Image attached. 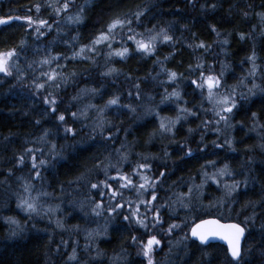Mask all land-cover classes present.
I'll use <instances>...</instances> for the list:
<instances>
[{"label":"trees","instance_id":"obj_1","mask_svg":"<svg viewBox=\"0 0 264 264\" xmlns=\"http://www.w3.org/2000/svg\"><path fill=\"white\" fill-rule=\"evenodd\" d=\"M51 2L0 0V16L31 14L53 24L51 29H43L44 35L28 28L27 23L11 22L0 27V49L15 46L19 50L12 74L0 73V264H147L140 241L146 244L152 235L160 240L157 248L154 246L155 264H264V19L258 15L264 12V0H71L69 14L84 7L79 23L68 22L64 13L57 16L47 7ZM36 3L43 5L39 13L33 7ZM136 11L143 12L140 20L131 24L136 33L144 24L146 29H153V34L164 29L173 39L164 41L161 35L151 54L136 49L125 36L130 48L127 58L109 56L110 49L101 45L96 46L97 52L87 50L83 60L73 56L81 45L91 44L113 14L129 13L133 21L131 13ZM241 33L245 34L243 38ZM201 40L206 46H197ZM112 45L121 47L119 36ZM253 52L254 77L249 75ZM57 53L60 55L51 65L41 63L43 57ZM50 68L63 74L56 81L59 86L51 88L48 81L44 88H37L33 81H47L41 73L51 74ZM18 70L25 74L18 78ZM167 70L181 75L169 81ZM208 70L222 74L221 93L229 91L228 86H236L238 104L227 124L223 120L216 123L220 118L192 82L200 80L201 71ZM90 76L94 81L106 80L104 91H92L96 95L83 100L86 104L94 101L96 114L97 109H103L101 118L107 121L103 134L98 129L95 134L92 131L97 120L94 111L91 115L92 109L86 108L84 120H74L71 114L78 109L85 89L81 83H88ZM238 81L243 83L237 85ZM252 83L258 87L252 89ZM174 90L180 97L177 103L169 95ZM51 96L57 98L55 113L45 101ZM113 96L119 97V103L115 110L107 109L105 105ZM130 96L136 98V105ZM169 99L176 109L180 103L181 109L192 112H184L164 140L154 138L161 142L146 143L148 135L157 134L159 123L154 117L141 118L139 110L148 104L175 119L173 107H160ZM61 112L67 123L58 119ZM253 112L257 117H252ZM69 126L76 132H66ZM109 131L113 133L111 139L107 138ZM225 141L234 144L233 151L220 149ZM121 144L125 146L121 152L126 150L128 154L121 170L129 173L137 186L142 183L139 173L144 172L153 177L150 183L155 187L142 196L134 187L124 188L122 196L110 200L112 189L101 185L108 193L101 196L99 190L76 177L86 167L92 169L97 159L111 155L115 163ZM53 145L55 153L50 151ZM29 148L38 160L47 161L37 165L39 176L32 169L31 154L24 152ZM22 152L26 159L17 163ZM135 161L148 163L151 168L133 173ZM226 164L234 174L244 171L234 179L239 184L234 191L229 192L233 182L228 180L218 186L200 187L203 172ZM114 171H109V182L119 187L112 178ZM88 176L93 182L105 179L102 170ZM26 182L31 192L25 191ZM153 191L158 196L155 201ZM25 197L35 198L37 211L20 205ZM200 197L201 205L196 208ZM137 200L138 214L147 216V227L132 215ZM101 201L103 211L97 215L93 208ZM145 201L155 203L159 220L155 209ZM119 202L121 208L108 211ZM215 203L219 204L217 208L205 209ZM125 215L131 219L126 220ZM205 218L235 221L246 228L238 261L231 259L221 245L201 246L189 238L190 227ZM172 224L179 227L169 231ZM98 227H103L102 233H98ZM73 248L77 259L69 261Z\"/></svg>","mask_w":264,"mask_h":264},{"label":"snow or ice","instance_id":"obj_2","mask_svg":"<svg viewBox=\"0 0 264 264\" xmlns=\"http://www.w3.org/2000/svg\"><path fill=\"white\" fill-rule=\"evenodd\" d=\"M36 12L39 13L41 11V8L43 7L42 4L36 3L33 5ZM47 7L52 8L53 11L57 16H60L61 13L65 14V18L68 22L73 23H79L83 19V12L84 7L81 6L77 12L74 14H69L68 10L73 7V4L71 0H63L61 3V0H52L51 3L47 5ZM29 12H31V9H28ZM143 15L142 11H137L135 13H131V17H134L137 21L140 20L141 16ZM245 15H248V13H245ZM258 15L261 16L262 19H264V12L258 13ZM13 19L21 20L27 22L28 28H34V31L38 33L39 35H44V28L51 29L53 24L49 22L47 19L39 18L38 16H34L31 14L28 15H22V16H16L13 17L11 15L6 16H0V24H6L8 21H11ZM132 24V18H130L129 13H116L113 14L107 22L98 30L95 36H93L91 44L90 45H81L80 49L77 52L73 53V56L76 55H85L86 51L91 49L93 52H97V45L106 46L110 49L108 55L111 56L113 54L120 56L122 58H127V54L130 51V48L127 46L126 41L124 40L125 34L127 35V40L133 41L135 43L136 49L140 50L144 54H149L155 51V45L157 40L161 37H163L164 41H171L173 39L172 36L168 35L167 32L164 29H161L159 32H155L154 34H151L147 37L143 36L142 34L138 38L135 30L130 26ZM155 27V26H154ZM213 29L215 30V25H213ZM59 31V28L57 29ZM149 33H153V29H147ZM217 35H219V32H217ZM241 38L244 37V33H241ZM117 36L121 39V47L119 48H113L112 42L116 40ZM226 42V41H225ZM23 44L24 41H21ZM197 46H206L205 41L201 40ZM19 54V50L13 46L6 49H0V73H3L5 75H11L13 72V61L17 59ZM60 54L57 53L55 56H45L42 58L41 63L51 65L55 60L56 57ZM171 55V53H169ZM255 57L256 53L253 52L252 55L249 57V60L252 61V68L249 70V75L255 76V70H256V63H255ZM163 67V66H162ZM190 68H192V65H189ZM169 72L168 79L173 80L178 75H181L180 73H177L172 70H167ZM50 73L48 72H42V76L47 77V81L44 83L36 84V81H33V83L36 85L37 88H44L48 81H51V87H58L59 85L56 83L57 79L59 77H62V73H58L55 69L50 68ZM25 73L22 70H18V78L20 75H24ZM200 80H193L192 82L197 85V87L204 89L207 88L206 93V99L208 100L209 104L212 106L213 113L218 116L220 119L216 121L217 124L220 123V120H223L226 124L229 120L232 118V113L234 109L237 107L238 100L236 97L235 92V85L234 86H228L230 88L229 91H225L221 93L219 89L223 87L222 84V74L216 75L211 70H208L206 73L205 71L200 72ZM243 83V81H238L237 85ZM137 87H139V84H137ZM258 85L255 83H252L251 88L255 89ZM95 91V90H93ZM251 91V89H250ZM261 91H264V88H261ZM137 95H139V92H137ZM172 95L179 96V93L175 90L173 91ZM76 97H73L75 99ZM56 97L51 96L45 97L46 103L50 104L52 106V111L55 113L57 111L56 108ZM119 103V97L113 96L108 101L105 107L109 105H115ZM129 107H132L129 105ZM135 109L133 108V111ZM207 110V109H206ZM103 111V109H101ZM182 112H192V109L188 108H182ZM85 113H77L73 112L72 115L74 117L78 115H84ZM252 117H257V113L253 112ZM58 119L61 122L67 123L65 121V114L64 112H61L58 116ZM105 121L103 118L96 121L95 127H93L92 131L95 134L97 132V129L99 130L100 134H103L105 132ZM175 121H173V124ZM261 127H264V125H261ZM160 128L165 131H171L172 126L168 125L166 121L161 118L160 122ZM66 132H76L75 128H72L71 126L67 127L65 129ZM45 136L47 135V130L45 131ZM113 136V133L109 131L107 133V138L111 139ZM44 137H41L43 139ZM227 143L231 144V141H227ZM124 145L121 144L120 148L116 149L117 153H120V156L117 158L115 163H113L111 155L105 157L104 159H97L95 165L92 169L85 168L84 172H81L80 175L76 177L77 180H84L85 182L89 183L92 189L99 190V193L101 196H104L108 193H106L100 186L103 185L104 188L112 189V193L109 196V199H115L117 195L122 196V189L128 188V187H134L138 193L142 196L145 191H147L148 188H154L155 185L153 183H150V181L153 180V177L147 175L144 172H140V178L142 183H139V186H137V183L132 179V176L129 175L127 172H123L121 170L122 161L127 160L128 154L125 150L124 152H121V149H124ZM53 153H55V145H53L52 149H50ZM24 152L31 154L32 159V169L35 171L36 175L39 176L40 172L37 170V165H43L47 163L46 160L37 159V156L35 155V151L32 148L25 149ZM189 152H191V149H189ZM26 159L25 154L22 152L17 160V163H23ZM225 167H227L225 165ZM115 168L114 173L112 174V178L115 179L116 183H119V187H115L113 183L109 182V171L110 169ZM151 168V165L148 163H140L137 162L135 168L132 169L133 173H137L139 169H149ZM96 170H102L105 176L104 180H97L96 182H93L91 179H89L88 173H91L92 171ZM11 171V169H9ZM164 173L161 172L160 176H163ZM155 179H160V177H156ZM215 179V177H213ZM239 184L236 181H233V186L229 188V192L234 191L236 187H238ZM26 192H31V185L27 184L25 186ZM191 193V189L189 190V194ZM39 195V193L37 194ZM152 200L155 201L158 196L155 191L151 194ZM102 201L97 203L96 206L93 208V211L97 213V215L101 214L103 211L102 208ZM145 204H151L150 201H145ZM21 206H26L25 210H31V211H37V202L35 198L31 197H25L20 200ZM123 206L122 202L117 203L114 207L109 206L108 211L115 212L117 208H121ZM188 205L185 204V207ZM152 208L155 209V216L156 219L159 220L160 213L159 209L156 208L155 205H151ZM162 207V206H161ZM139 200H137V209H135L132 213V215L136 216L137 222L147 227L146 215H139ZM126 220L131 219L129 215H125L124 217ZM245 219H249L248 217H245ZM205 225H208L210 227H203ZM174 227H179L178 224H172L169 225V231H171ZM246 228L242 226L241 223L230 221L227 223L222 222L221 219H207V220H200L198 224H196L191 229V234L193 237H198L199 240L204 243L209 240L210 237H221L222 239L226 240L228 242V251L231 253V257L233 260L238 261L239 258L242 255V245L241 240L245 235ZM133 241L137 240L136 236L132 237ZM141 244H143V248L141 249L142 254L144 257L147 258V264H155L154 261V251L156 245L160 244V240L157 238V236L152 235L148 237L147 243L145 244L143 240L140 241ZM67 259L69 261H74L77 259L76 256V249L73 248L72 253L68 255Z\"/></svg>","mask_w":264,"mask_h":264},{"label":"rangeland","instance_id":"obj_3","mask_svg":"<svg viewBox=\"0 0 264 264\" xmlns=\"http://www.w3.org/2000/svg\"><path fill=\"white\" fill-rule=\"evenodd\" d=\"M137 12V11H136ZM135 21H136V19L133 17V21H132V26L134 25V23H135ZM11 22H19V23H27V22H25V21H21V20H16V19H13V20H11V21H8L6 24H3V25H1L0 27H2V26H5V25H8V24H10ZM131 26V25H130ZM137 31V36H138V38L140 37V35L142 34L143 36H145V37H147V36H149V35H151V33H149L148 31H147V29L144 27V24H142V26H141V28H140V30H136ZM153 34V33H152ZM128 34H125V36H127ZM125 36H124V40H125ZM157 41H161V38H159ZM128 42H133V41H129L128 40ZM127 43V42H126ZM157 43V42H156ZM89 50H91L90 48H89ZM149 54H151V53H149ZM129 55V53L127 54V56ZM79 56V58L78 59H80V60H83L84 59V57H83V55H78ZM14 64V63H13ZM13 70H15V66L13 67ZM117 74V72L115 73V75ZM101 75H107V74H102L101 73ZM1 76V75H0ZM106 81V80H105ZM105 81H102L100 78H97V79H95V81L92 79V76H90L89 77V79H88V83H86V81L85 82H82L81 83V85H83L84 86V91H83V93L82 94H80V92H79V89H80V87H76V89L78 90V92H79V94H80V103H79V105H78V109H76L75 111L77 112V113H81V112H85V110H86V108L88 109L87 111H89V109H92L91 110V115H92V111H94L93 112V116H95L96 117V119L97 120H99V119H101V113L103 112V111H101V110H99V109H97V112H98V114H96L95 113V110L96 109H93L94 108V105H93V103H94V101H90V103H88V104H86V103H83V100H86V99H88V97H90L91 95H93V96H95L96 95V93H93L92 91L93 90H95V91H97V89H99L100 91H98V93H100L101 92V90L102 91H104L107 87H106V85L104 84L105 83ZM170 81V80H169ZM48 83V82H47ZM49 85H51V83H48ZM51 87V86H50ZM51 88H53V87H51ZM89 90V91H88ZM86 91H88L87 93H86ZM199 91L202 93V94H204L205 96H206V93H207V88L205 87L204 89H201V88H199ZM220 92H222V91H220ZM73 94H74V92H73ZM90 95V96H89ZM170 95V97H172V100L175 102V103H177V101L179 100V96H175V95H171V94H169ZM237 96H238V94H236V97L235 98H237ZM130 99L132 100V102H133V104H137L138 102L135 100L136 98H134L133 96H130ZM148 98H146V100H147ZM166 100H167V98H166ZM206 101H208L207 99H206ZM144 103H145V100H144ZM175 103H173L172 101H171V99H169V101H163V102H161L160 103V107H161V109L162 110H164V108L166 107V109H168L169 110V108L171 107H173V111L175 112V114H176V118L175 119H171L170 117H169V115H163V114H161L160 112H158V111H156V110H154L155 109V106H148V104H146L147 106H143L140 110H139V112H140V114H138V116H140L141 118L143 117L144 119H147V118H151V117H154V118H156L157 119V121H158V123H159V129H158V132H157V134L155 135V134H151V135H148L149 136V140L146 142V143H151V142H154V141H160V140H156V139H154V138H160L161 140H164L165 139V136L167 135V134H169V131H165V130H163V129H161L160 128V122H161V118H163L165 121H166V123L168 124V125H171L172 126V128L174 129L175 128V126H178V121H179V119H178V117H183V116H185V113L184 112H182V113H180V111H182V109H181V104L179 103V104H177L178 105V109H176L177 108V106H175L176 104ZM209 103V102H208ZM85 105V106H84ZM107 109H111V110H115V108H116V105H109V106H107L106 107ZM119 108V107H118ZM160 109V110H161ZM153 111V112H152ZM106 112V111H105ZM142 112V113H141ZM116 113V112H115ZM72 114V113H71ZM106 114H107V112H106ZM108 114H110V111L108 112ZM215 115V114H214ZM73 116V115H72ZM84 117H85V114L84 115H78V116H76V120L77 121H79V120H84ZM92 117V116H91ZM73 118H74V120H75V117L73 116ZM97 120H95L94 121V124H96V121ZM173 121H175V123L173 124ZM159 134H162L163 136H161V135H159ZM158 135V136H157ZM161 142V141H160ZM233 143H231V144H229V143H227V141H225V143L223 144V145H221L220 146V149H222V150H224V149H226V150H228V151H233L234 149H233ZM211 166H213L214 165V163L213 164H210ZM226 166L227 167H225V165H221V166H218V167H213V169L211 170V172H203L201 175H200V177H199V181H200V184H201V188H203V187H205V185L206 184H214V185H219L221 182H223V181H230V182H233V181H235L234 179H236V178H240L241 176H242V174L244 173V171H243V169H240V171L239 172H237L236 174H234V173H232L231 172V168L226 164ZM213 177H215V179H213ZM237 188V187H236ZM235 188V189H236ZM197 202H196V208H198L200 205H201V197L198 199V200H196ZM219 206V204L218 203H215V204H210L209 206H206L205 207V209L207 208L208 210L209 209H215V208H217ZM204 209V208H203ZM207 211V210H206ZM102 231H103V227H98V233H102ZM156 248H157V246H155Z\"/></svg>","mask_w":264,"mask_h":264},{"label":"water","instance_id":"obj_4","mask_svg":"<svg viewBox=\"0 0 264 264\" xmlns=\"http://www.w3.org/2000/svg\"><path fill=\"white\" fill-rule=\"evenodd\" d=\"M1 25H3V24H0V26H1ZM208 219H212V218H208ZM205 220H207V219H205ZM199 222H200V221H199ZM199 222L195 223V224L190 228V231H189V236H190V238H191L193 241H196L197 243H199V244L202 245V246H206V245H209V244H211V243H212V244H216V243H218L219 245H223V246L226 248L229 257H230L231 259H233V258L231 257V253L228 251V242H227L226 240L222 239L221 237H219V236H217V237H210L209 240H208L207 242L202 243V242L199 240L198 237H193V236H192V234H191V229H192L196 224H198ZM203 227H210V226L205 225V226H203ZM244 237H245V235H244ZM244 237H243L242 240H241V245L243 244Z\"/></svg>","mask_w":264,"mask_h":264},{"label":"bare ground","instance_id":"obj_5","mask_svg":"<svg viewBox=\"0 0 264 264\" xmlns=\"http://www.w3.org/2000/svg\"><path fill=\"white\" fill-rule=\"evenodd\" d=\"M205 219H208V218H205ZM205 219H202V220H205ZM215 219H216V218H215ZM199 221H200V220H199ZM199 221H197V222H199ZM197 222H195V223H197ZM222 222H224V221H222ZM195 223H194V224H195ZM224 223H227V222H224ZM194 224H193V225H194ZM193 225H192V226H193ZM192 226H191V227H192ZM191 227H190V228H191ZM189 231H190V229H189ZM188 235H189V232H188ZM245 235H246V233H245ZM189 238H190V236H189ZM190 239H191V238H190ZM244 239H245V237H244ZM191 240H192V239H191ZM192 241H193V240H192ZM193 242L197 243L196 241H193ZM243 242H244V241H243ZM197 244L200 245L199 243H197ZM211 244H212V243H211ZM211 244H209V245H211ZM216 244H218V243H216ZM218 245H219V244H218ZM242 245H243V244H242ZM201 246H202V245H201ZM206 246H208V245H206ZM221 246H223V245H221ZM223 247H224V246H223ZM224 248H225V247H224ZM225 249H226V248H225ZM226 251H227V250H226ZM227 254H228V253H227ZM228 256H229V255H228Z\"/></svg>","mask_w":264,"mask_h":264},{"label":"flooded vegetation","instance_id":"obj_6","mask_svg":"<svg viewBox=\"0 0 264 264\" xmlns=\"http://www.w3.org/2000/svg\"><path fill=\"white\" fill-rule=\"evenodd\" d=\"M149 158H150L149 160L151 161V155H149ZM135 164H136V161H135ZM151 205H155V203H151L149 206L151 207Z\"/></svg>","mask_w":264,"mask_h":264}]
</instances>
